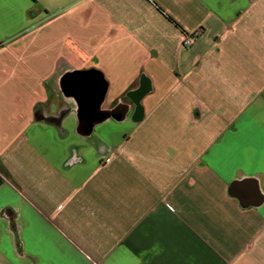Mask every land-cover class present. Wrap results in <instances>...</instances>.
I'll use <instances>...</instances> for the list:
<instances>
[{
    "label": "crops",
    "instance_id": "obj_1",
    "mask_svg": "<svg viewBox=\"0 0 264 264\" xmlns=\"http://www.w3.org/2000/svg\"><path fill=\"white\" fill-rule=\"evenodd\" d=\"M0 264H264V0H0Z\"/></svg>",
    "mask_w": 264,
    "mask_h": 264
},
{
    "label": "water",
    "instance_id": "obj_2",
    "mask_svg": "<svg viewBox=\"0 0 264 264\" xmlns=\"http://www.w3.org/2000/svg\"><path fill=\"white\" fill-rule=\"evenodd\" d=\"M77 71L73 76L65 74L61 79V88L66 96H74L83 107L79 119V133L89 136L93 128L103 122L104 112L101 106L107 94V85L95 71Z\"/></svg>",
    "mask_w": 264,
    "mask_h": 264
},
{
    "label": "trees",
    "instance_id": "obj_3",
    "mask_svg": "<svg viewBox=\"0 0 264 264\" xmlns=\"http://www.w3.org/2000/svg\"><path fill=\"white\" fill-rule=\"evenodd\" d=\"M158 10H159V12H161V14H163L171 23H173L177 28H179L180 29V26L175 22V20L174 19H172L168 14H166L161 8H157ZM186 36V35H185ZM75 73H77V72H72V73H69L68 74V77H71V76H73ZM88 73H90V71L88 72ZM98 75L101 77V74L100 73H98ZM77 101H78V99H77ZM78 103H79V107H80V117L82 116V114H83V107H82V105L80 104V102L78 101ZM103 117V116H102Z\"/></svg>",
    "mask_w": 264,
    "mask_h": 264
},
{
    "label": "built area",
    "instance_id": "obj_4",
    "mask_svg": "<svg viewBox=\"0 0 264 264\" xmlns=\"http://www.w3.org/2000/svg\"><path fill=\"white\" fill-rule=\"evenodd\" d=\"M199 36H200L199 33H193V34L186 35L184 37L185 47H190V46L194 45L196 43V41L198 40Z\"/></svg>",
    "mask_w": 264,
    "mask_h": 264
}]
</instances>
